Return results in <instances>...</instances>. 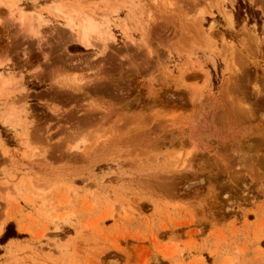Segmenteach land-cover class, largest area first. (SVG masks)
Returning a JSON list of instances; mask_svg holds the SVG:
<instances>
[{
  "label": "rangeland",
  "instance_id": "rangeland-1",
  "mask_svg": "<svg viewBox=\"0 0 264 264\" xmlns=\"http://www.w3.org/2000/svg\"><path fill=\"white\" fill-rule=\"evenodd\" d=\"M21 1L0 0V234L25 233L0 264H197L206 233L264 236V0Z\"/></svg>",
  "mask_w": 264,
  "mask_h": 264
},
{
  "label": "crops",
  "instance_id": "crops-1",
  "mask_svg": "<svg viewBox=\"0 0 264 264\" xmlns=\"http://www.w3.org/2000/svg\"><path fill=\"white\" fill-rule=\"evenodd\" d=\"M36 1H37V4H34L31 0H22L19 5L23 7V9L28 13L37 12L41 9V6L45 2L40 3L38 0ZM46 2H49V1H46ZM1 12L4 13L6 17H8L9 15L8 8L0 7V13ZM17 16H18V13L16 12V14L14 15V18L16 19ZM0 55H3V54H0ZM7 63L8 62H5L4 66H7ZM1 69L2 67L0 68V70ZM2 72L4 73V71ZM14 72L15 71H11L10 73L13 74ZM4 75H7V74L4 73ZM0 124L4 126L6 129H8L12 135L14 136L16 135L15 130L13 128H11L10 126L3 125L1 122ZM21 128H23V126L17 128L16 132H19ZM18 142H20V139ZM5 147L7 148V152L10 155H13L12 147L6 144H5ZM4 227H3V231H4ZM15 230L17 233H20V234L25 233V232H20L17 226ZM227 237H228L227 243H222L220 240L218 241L216 238L215 239L212 238V236L210 237L207 233L204 234V236L201 238L203 240V245L205 249L202 251L201 254L200 253L192 254V257L194 256L196 258H199L200 256H202L203 261L197 264H226L228 259L231 257L233 258L234 264H264V244H263L264 236L254 240L251 232L243 230L242 232H240L238 235L234 237L230 236V234L228 233ZM27 238L28 237H26L25 239ZM232 239L234 240L233 243L230 242ZM19 240H21L19 237H11L6 241V243H8L9 241H19ZM216 242H219V243L215 245ZM6 243H4L3 245H5ZM31 244L36 248L38 247V243H31ZM238 248L243 249L241 253L236 252ZM208 249L215 250L216 254L214 256H210ZM3 255L5 254L2 252L1 256L3 257V259L1 263L6 264L7 261L5 262V260L7 259V257ZM206 256L210 257L209 261L206 259ZM191 259H192L191 257H188L185 260V263L191 261ZM22 263L30 264V261L25 260Z\"/></svg>",
  "mask_w": 264,
  "mask_h": 264
},
{
  "label": "bare ground",
  "instance_id": "bare-ground-1",
  "mask_svg": "<svg viewBox=\"0 0 264 264\" xmlns=\"http://www.w3.org/2000/svg\"><path fill=\"white\" fill-rule=\"evenodd\" d=\"M63 3L62 5L60 4H56L53 6L54 10H51L50 11H54V15H64V17H67L69 18L70 14H68L69 12H66V8L63 7ZM49 9V8H48ZM77 11H74L73 13L76 15L80 14L79 17H82V21L80 23V26L77 30V32L75 33L74 36H72V39L71 40H75L76 42H78L82 47L84 48H90V47H93L94 46V33H96L97 31V25L94 21H92L91 19H88L87 17L85 16H82L81 15V11L79 10ZM25 15H27V13H25L24 11L21 12V16H20V20L23 21ZM228 16V15H227ZM39 17V16H38ZM230 17V16H229ZM71 20V17L69 18ZM80 19V18H79ZM78 19V20H79ZM227 19H229L227 17ZM231 19V18H230ZM229 19V20H230ZM38 20V18H37ZM41 20V19H40ZM98 32V31H97ZM73 79L75 80V77H73ZM190 143V142H189ZM191 145V144H190ZM2 228L0 227V232H1Z\"/></svg>",
  "mask_w": 264,
  "mask_h": 264
},
{
  "label": "trees",
  "instance_id": "trees-1",
  "mask_svg": "<svg viewBox=\"0 0 264 264\" xmlns=\"http://www.w3.org/2000/svg\"><path fill=\"white\" fill-rule=\"evenodd\" d=\"M235 20L237 23V26L240 25L241 21L247 17L248 22L251 23L253 20H257L258 24L260 23V20L258 19V15L256 12L252 11L247 4L242 3L241 1L238 2L235 12H234ZM214 84H216V81L214 80ZM21 234H18L15 231L13 223H8L5 231L0 237V243H5L9 238L11 237H20Z\"/></svg>",
  "mask_w": 264,
  "mask_h": 264
}]
</instances>
